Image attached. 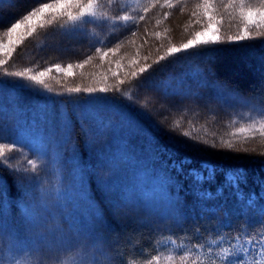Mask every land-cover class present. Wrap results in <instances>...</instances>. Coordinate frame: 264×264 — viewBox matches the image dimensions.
<instances>
[{
  "label": "trees",
  "instance_id": "1",
  "mask_svg": "<svg viewBox=\"0 0 264 264\" xmlns=\"http://www.w3.org/2000/svg\"><path fill=\"white\" fill-rule=\"evenodd\" d=\"M254 1L243 0L246 9L251 8L250 2L257 4ZM205 2L211 6L209 14L218 22L222 36L242 32L244 22L233 7L236 3L239 7L241 0H171L176 5L173 9L161 7L164 0H113L111 5L99 0L94 6L97 18L128 16L115 28L110 23L94 26L68 21L59 11L39 15L43 4L55 0H0V29H4L0 44L11 53L0 51V60L6 62L0 64V126H26L31 121L33 130L44 131L56 120L70 123V137L82 164L96 153L92 138H98V143L106 139L109 146L110 133H119L129 144L139 145L138 150L139 140L149 139L155 161L161 164L170 190L178 198L177 218L152 221L135 208L120 205L116 188L106 190L95 177H101L100 171L89 170L86 192L90 201L83 204L108 258L105 264H154L160 253L169 251L179 264H225L237 246L264 239V135L235 133L232 127H237L233 125L236 122L229 123L224 106L210 100L208 94L213 84L221 83L264 105V30L252 29L254 39L221 44L215 51L189 49L170 55L169 49L180 48L201 30L191 12L195 10L199 14L195 19H200ZM32 10L38 13L32 17V34L25 22L12 33L15 43L9 46L6 29ZM164 12L169 13L167 18ZM140 16L145 19L141 21ZM73 25L78 31H64ZM52 45L68 48L60 52ZM68 65H72L70 76L66 74ZM140 68L148 70L141 74L146 77L143 86L136 88L131 73ZM41 71L46 73L40 77L43 83L28 79ZM17 72L25 75L17 77ZM71 88L80 92L69 93ZM89 88L94 93H87ZM101 88L106 91L100 93ZM145 100L150 103L142 109ZM163 101L178 103L179 113L169 117L172 124L158 117L160 111H153ZM217 127L226 132H218ZM215 135L226 138L220 142ZM193 139L200 143L194 144ZM104 142L100 149L106 148ZM21 145L22 153L30 149ZM4 165L0 166V220H4V198L16 207L23 195L21 174L9 171L12 161L9 165L4 160ZM237 170L243 178L238 184L230 183L226 176ZM113 203L120 207L114 210ZM8 218L20 236L34 228L21 224L22 217L14 210ZM48 219L61 231L68 228L66 217L63 221L52 215ZM197 242L203 247L194 248ZM258 253L259 249L253 254L255 264H260ZM239 255L244 257L240 264H253V255Z\"/></svg>",
  "mask_w": 264,
  "mask_h": 264
},
{
  "label": "rangeland",
  "instance_id": "2",
  "mask_svg": "<svg viewBox=\"0 0 264 264\" xmlns=\"http://www.w3.org/2000/svg\"><path fill=\"white\" fill-rule=\"evenodd\" d=\"M254 2L257 4L250 2L251 8L264 7V0ZM247 5L244 3V11L247 10ZM233 7L241 14V7H238L237 3ZM52 46L60 52L68 48ZM208 91L210 100L216 99L224 106L228 122H236L233 125L237 127L231 125L235 133L240 132V136L260 133L259 129L264 125V120L259 117L255 120L248 119L247 114L249 107L254 105L259 109L264 105L221 83L213 84L211 91ZM176 105L178 106V103L175 101H163L154 107L153 111H160L158 117L171 123L174 122L171 121L172 118L169 119L171 114L179 113ZM13 124L1 125L0 135L9 140H19L20 145L30 147L23 153L21 150L11 153L17 157L12 160L13 168L26 166L25 157L30 155L40 165L41 172L37 179H33L30 173H21L23 195L16 207L4 198V220H0V264H83L85 248L93 255V264H105V261H108L107 256L103 254L100 239L90 225L88 209H84L83 203L90 201L86 192L89 185L86 176L89 170L94 173L100 171L101 177H95L102 186H107H104L106 190L112 191L116 188L120 205H129L142 215L152 217V221L156 222L177 218L178 198L175 192L170 190L171 185L161 164L155 161V150L151 148L149 139L147 142L139 140L141 149L138 150L139 145L129 144L119 133H110L108 126L106 131L111 134V139H108L111 141L109 146L104 142L106 139L98 143V138H92L96 153H91V159L82 164L77 157L79 152L75 143L67 134L66 124L62 121L52 122V125L48 126L49 129L44 131L42 128L33 130L31 121L29 126ZM19 127L20 129L16 130ZM240 129L244 131L241 132ZM217 130L226 132L220 127H217ZM105 132H102L103 136ZM215 138L222 142L226 137L215 135ZM101 142L105 143V149H100ZM11 210H14L18 217H22V220H19L21 224H32L34 227L25 236H20L13 230L14 223L8 218ZM51 215L57 221H63L66 217L69 221L68 228L62 227L65 230L61 231L55 222L48 223ZM35 227H38V230ZM177 258L170 251L162 252L154 264L181 263Z\"/></svg>",
  "mask_w": 264,
  "mask_h": 264
},
{
  "label": "snow or ice",
  "instance_id": "3",
  "mask_svg": "<svg viewBox=\"0 0 264 264\" xmlns=\"http://www.w3.org/2000/svg\"><path fill=\"white\" fill-rule=\"evenodd\" d=\"M99 3V0H87V3H83L82 0H55L54 4L45 3L43 4L39 10V15H43L44 13H50L55 14L57 11L61 13L62 16H66L68 21H82L84 24H93L94 26L99 23L100 25L105 24H111L112 27H118L119 21L121 19L127 20L128 16L125 15L123 17L117 15L115 17H109L107 15L101 16L97 18L94 13V6ZM109 5L113 3V0H108ZM157 3H159V0H157ZM231 5H225L224 7H230ZM153 7H155V4H153ZM161 7H167L169 9H173L176 7L173 3H171V0H164V3L161 5ZM197 7H200V5H197ZM205 11L204 15L200 17V19H195L199 14L193 10L191 12V18H193V22L195 25L199 26L201 30L196 31L195 38L194 39H188L186 43H184L180 48H171L169 49V54H175L179 53L181 51H186L189 49H195L197 52L203 51L204 49H210L212 51L216 50V46L221 44H239L240 42L248 41L254 39V37L251 35V30L255 29L258 32L261 30H264V7L253 9V8H247L246 11H244V3L243 0H241V18L244 22V29L242 32L238 35L232 36H222L220 34V26L216 20L213 19V16L209 14V8L211 7L207 2L203 5ZM149 9H145V12H147ZM120 11H124L123 8L120 9ZM181 12H183V9H181ZM36 10L30 11L28 14L23 15L21 18L16 19L14 23L11 24L10 27L6 29L8 35H9V46L13 45L15 42L11 39L12 33L16 32L18 29L21 28L22 25L27 22L26 27H28L29 35L32 34L31 24H32V17H35L38 15ZM164 17L167 18L169 16L168 12L163 13ZM139 19L142 21L145 19L144 16H140ZM206 21V23H205ZM4 29H0V31H3ZM66 33H75L78 31V26L73 25L71 29H65ZM135 34V33H133ZM157 35H159L157 33ZM99 42V41H98ZM147 42V40L145 41ZM0 51L6 52L9 56H11V53L7 51V49L4 47L3 44H0ZM97 52H100V49H96ZM106 56L107 53H104ZM163 59V57H161ZM6 63L3 60H0V64ZM72 65H68V70L66 72L67 75H72V72L70 71ZM55 68L57 71H60V65H55ZM51 71V68L48 69ZM148 69L147 68H140L139 72L133 71L131 73V78L137 83L134 85L136 88H140L143 86L146 77L142 76L141 74L145 73ZM17 77H23L25 73L23 72H17L14 74ZM46 73L44 71L39 72L37 75L29 76L28 79L32 81H36L37 83H43V81L40 79V77L45 76ZM115 75V73H114ZM20 83L21 87L24 86L23 81H18ZM121 84L124 83V81H120ZM116 91H122L121 89H115ZM39 91V90H37ZM106 90L104 88H101L99 90L100 93H104ZM69 93H78L80 92L79 88H71L68 89ZM86 92L89 94L94 93L93 89H86ZM62 94V93H58ZM97 98H100L99 96H96ZM150 103V100H145L144 104H142L140 107L143 109L146 104ZM164 116L166 118L167 111H165ZM256 117H259L260 120H264V106L257 109L254 105L249 107V111L247 114L248 119L255 120ZM65 129L67 134L70 136L71 132V124H66ZM241 132L244 131V129H240ZM260 134L264 135V125H261V128L259 129ZM192 142L194 144L200 143L199 141L193 139ZM207 146V145H205ZM24 146L18 144L15 140H9L3 135H0V157H3L2 160H0V166L4 165V160L8 161V164L10 165L11 161L13 159H16L17 157L14 155H11V153L16 152L18 150H23ZM5 150H7L10 154L5 155ZM25 165L23 167L18 168H11L9 167V171L12 172L15 176H20L21 173H30L31 177L33 179H37L39 177V174L41 172V167L38 163H36L32 156H26L25 157ZM242 174L240 173V170H237L231 177H227L226 179L230 183H237L242 179ZM20 179L23 180V176H20ZM120 207L119 204L113 203V209L116 210ZM30 209V208H29ZM246 234V233H245ZM220 242H217V246H219ZM195 247H203L202 244H199L197 242ZM259 249V257H260V264H264V239L261 240H250L247 242L245 246H237L235 251L233 252L232 256L225 261V264H240V262L244 259L243 256L239 255V253H244L245 255H253L256 250ZM211 251V250H210ZM84 255L85 259L83 260V264H93V255L89 253L88 249H84ZM253 264H255V256L253 255Z\"/></svg>",
  "mask_w": 264,
  "mask_h": 264
}]
</instances>
